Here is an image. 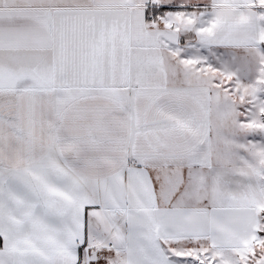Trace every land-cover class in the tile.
<instances>
[{
	"label": "snow or ice",
	"instance_id": "6c2138e0",
	"mask_svg": "<svg viewBox=\"0 0 264 264\" xmlns=\"http://www.w3.org/2000/svg\"><path fill=\"white\" fill-rule=\"evenodd\" d=\"M0 264H264V0H0Z\"/></svg>",
	"mask_w": 264,
	"mask_h": 264
}]
</instances>
